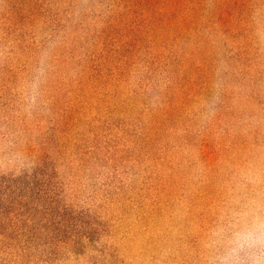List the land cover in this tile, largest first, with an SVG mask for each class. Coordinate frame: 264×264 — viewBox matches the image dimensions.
<instances>
[{
  "label": "rangeland",
  "instance_id": "1",
  "mask_svg": "<svg viewBox=\"0 0 264 264\" xmlns=\"http://www.w3.org/2000/svg\"><path fill=\"white\" fill-rule=\"evenodd\" d=\"M0 264H264V0H0Z\"/></svg>",
  "mask_w": 264,
  "mask_h": 264
}]
</instances>
